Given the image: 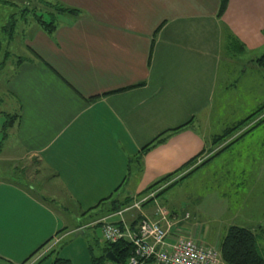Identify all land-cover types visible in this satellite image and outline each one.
<instances>
[{"label":"crops","instance_id":"crops-1","mask_svg":"<svg viewBox=\"0 0 264 264\" xmlns=\"http://www.w3.org/2000/svg\"><path fill=\"white\" fill-rule=\"evenodd\" d=\"M51 2L78 11L63 13V21L52 34L38 23L25 31L20 42L14 35L6 41L9 50L19 43L26 54L13 64L16 69L6 86L21 113L14 145L20 153L3 158L9 165L3 170L7 175L0 177V260L11 264L21 263L55 236L62 224L66 233L85 229L90 223L84 220L93 212L87 210L118 186L119 193L133 194L135 203L138 194L155 180L212 148V138L217 135L212 113L222 64L227 63L228 80L237 61L223 55L218 17L221 0ZM222 20L246 45L245 53L259 57L264 52V0H230ZM7 23L4 16L0 30ZM3 118L0 115V124ZM191 119V127L136 161L154 138ZM250 143L258 151L249 145L247 151L235 153L227 161L228 176L237 172L248 177L244 183L248 188H243L237 176L230 180L228 191L236 195L235 204L224 206L233 214L218 230H208L201 223L202 211L157 203V197L108 219L129 225L139 215L161 219L157 213L161 205L168 221L175 222L169 233L171 242L182 236L220 249L228 228L239 225L257 233L264 254V134ZM21 160L50 172L46 181L38 174L32 181L24 175L23 182L14 177L16 165L22 169L19 173L28 170L27 163L20 167ZM240 160L244 161L242 168L235 164ZM41 187L51 191L60 204L41 195L37 191ZM246 194L248 205L244 204ZM246 209L251 211L243 217ZM19 223L24 231L34 229L35 224L44 227L30 239H17L12 236H19L13 232ZM41 264H52V260ZM220 264L225 263L222 260Z\"/></svg>","mask_w":264,"mask_h":264},{"label":"rangeland","instance_id":"rangeland-1","mask_svg":"<svg viewBox=\"0 0 264 264\" xmlns=\"http://www.w3.org/2000/svg\"><path fill=\"white\" fill-rule=\"evenodd\" d=\"M51 1V0H50ZM41 0H10L9 3L4 1L0 2V20L5 16V20L8 21L6 28L0 30V115H3V121L0 124V177H4L7 174H4L3 170L9 165V161L3 158H14L19 155L20 150L14 147L16 141V125L17 118L13 122L9 121V116L19 113L15 109V103L13 98L10 97L6 86L10 78L15 72V66L13 64L18 62L21 55H26L25 51L19 47V43L10 47L7 45V40L11 35H14L17 42L23 40L25 31H30L32 27L38 25L36 20L35 12L40 10L43 6ZM27 8L35 10L30 11L28 14L23 16L21 15L23 10ZM40 8V9H37ZM22 11V12H21ZM48 12V11H47ZM40 12H38L39 14ZM49 13V12H48ZM65 14H59L57 11H54L51 15L50 13L44 14V19L47 21H53L55 24H60L64 19ZM10 24V25H9ZM17 24V25H16ZM264 52L261 53V55ZM256 53H241L236 56V63L233 65L229 71L230 78L226 79V70L227 63L223 61L221 68V80L219 82V87L217 91V100L215 104V109L212 113V119L215 125L217 134L223 132V130L229 126L233 125L240 120L248 117L253 112L257 111L262 104H264V69L259 67L253 60L258 56ZM223 55L226 56L227 53L223 52ZM252 58L253 60L250 61ZM228 85V86H227ZM12 120V118H11ZM262 125V124H261ZM259 125L252 133H250L244 140H241L239 143L234 144L232 147L227 149L225 152L217 156L209 164L202 167L199 171L191 175L190 177L185 178L178 185L166 191L165 193L157 196V203H167L173 206H177L183 210H189L190 212L202 211L200 216L201 223L207 225L208 230L214 228L218 230L219 226L223 224L225 220L230 218L233 214L231 209H227L224 205L233 206L235 204V194L230 193L228 190L230 188V180H235L233 176H237L242 180V186L246 190L248 188L245 186V176H240L237 172H232L231 177L227 174L228 168V159L229 156L234 155L238 152L247 151V148H250L254 151V146L250 143L252 140H259L260 137L264 134V127L260 128ZM201 131H203L200 128ZM22 165L27 163L28 170L26 173H19L20 168H16L19 164L17 161L14 166V171L12 172L14 177H17L20 181L23 182V175L28 177L29 181H32V178L38 174L41 180H45L50 172L41 170L39 165L32 166L30 165V160H21ZM201 161V159H200ZM244 161H236V165L242 168ZM32 166V167H31ZM22 170V169H21ZM20 170V171H21ZM42 171V172H41ZM44 171V172H43ZM238 178V179H239ZM264 181V178H263ZM236 187L238 182L235 181ZM29 184V182H28ZM35 188V186L33 187ZM45 187H41V190H37L41 195L47 197L49 200H53L52 203L56 205L60 204L59 200L55 201V196L51 191L44 190ZM42 189L44 191H42ZM36 192V189L34 190ZM36 194V193H34ZM133 195V194H129ZM156 193L154 194V196ZM255 197V196H254ZM245 202L248 203L247 194L244 197ZM152 202V201H151ZM63 205L68 206V203ZM248 205V204H245ZM142 204H140V208ZM72 209V208H71ZM129 209V208H128ZM259 210H255V213H259ZM251 209H246L243 211V217L247 216ZM261 211V210H260ZM264 210L261 212L263 213ZM94 212V211H93ZM92 212V213H93ZM93 215V214H91ZM161 215V213H160ZM163 217V216H162ZM161 217V218H162ZM95 216H90L84 222L91 223ZM109 220V219H108ZM161 220V223L164 228H172L174 223L168 221L169 218L166 214V219H156ZM112 221V220H109ZM163 221V222H162ZM65 224L61 225V228ZM82 230H75L73 232L64 234L55 235L54 239L48 244V247L51 244H55L54 252L59 257L71 258L73 264H92L91 256L92 254L100 257L104 253L103 247L105 239L102 235L101 225L99 226H90ZM44 227L41 224H35V228L24 231V226L19 223L14 229L13 232H16L19 236H12L15 238L30 239V236L36 231ZM74 227V226H69ZM72 228H69L71 230ZM170 233V232H169ZM226 233V232H225ZM58 237V238H57ZM182 237V236H180ZM189 239V238H188ZM47 247V248H48ZM91 247L93 251L91 252ZM217 249V248H216ZM220 253V249H217ZM42 251L38 253L40 255ZM106 264H116L114 260L107 256ZM36 258V257H35ZM52 256L46 258V260ZM220 264L222 262V257L220 253ZM0 264H11L8 261L0 260Z\"/></svg>","mask_w":264,"mask_h":264},{"label":"trees","instance_id":"trees-1","mask_svg":"<svg viewBox=\"0 0 264 264\" xmlns=\"http://www.w3.org/2000/svg\"><path fill=\"white\" fill-rule=\"evenodd\" d=\"M230 0H221L220 9L218 12V17L221 19V26L223 32V52L227 53L229 57L235 58L238 54L247 51L246 45L234 34L231 28L222 20L223 15L227 9ZM43 4L42 8H38L40 13L38 14L37 11L27 8L24 13H29L30 11L37 12L35 14L36 20L42 26V28L48 33L52 34L57 24H55L52 20L47 21L44 19V14H53L54 11H57L59 14L67 13L72 14L76 13L78 10L75 8L66 7L59 3H53L50 0H41ZM49 13H48V12ZM161 27V26H160ZM157 29V33L160 29ZM35 52V51H34ZM38 55V54H37ZM39 56V55H38ZM22 58L20 57L18 61ZM251 59L250 61H252ZM259 67L264 69V53L253 60ZM21 117V113H15L14 115L9 116L8 122H13L15 118L17 120ZM12 118V120H11ZM193 123V119L189 120L187 123L183 124L180 127L167 130L156 138H154L150 143L145 145L141 152L138 154V157L135 158L136 161L141 160L144 155L150 151L151 149L157 147L168 141V139L176 134L177 132L181 131L182 129L191 127ZM264 124V104L259 107V109L253 112L248 117L240 120L239 122L227 126L222 133L215 135L212 138V148H209L206 152L203 151L202 153L198 154L197 156L190 159L186 164H184L181 168L177 169L174 172L166 174L155 180L151 183L147 188L138 194L139 199L141 200L148 197L147 200L142 202V205H146L147 203L153 201L157 196L166 191L170 190L171 188L178 185L181 181L185 178L190 177L197 171H199L202 167L209 164L214 158L225 152L227 149L232 147L234 144L239 143L241 140H244L250 133H252L259 125ZM206 153V154H205ZM201 159V161H200ZM120 186H118L115 192L109 194L105 198L101 199L98 204L87 210V212L95 211L92 213L95 218L91 223L90 226H100L102 225L101 219L114 216L118 214L120 211H124L125 209L130 208L134 201L135 197L126 193H119ZM156 195L154 196V194ZM153 194V195H151ZM142 197V198H140ZM103 205V207H101ZM104 205L108 207L104 208ZM99 208V209H98ZM162 209V206H158V209ZM165 211V209H163ZM166 212V211H165ZM157 213L160 215V212L157 210ZM167 214V213H166ZM91 215V216H93ZM145 218V217H144ZM140 219H143L141 215L132 223V227H136ZM121 223V222H120ZM136 225V226H135ZM89 227V226H87ZM66 228L60 229L56 235L61 234L64 232ZM54 239V236H51L47 239L44 243H42L37 249H35L27 258H25L19 264H41L43 261L46 260L47 257L52 256V264H73L69 258L59 257L54 252L55 244H51L48 247V244ZM48 247V248H47ZM216 249V248H215ZM104 253H108L111 251L118 261H115L116 264H129L130 257L134 254V246L130 243L129 240L123 238L116 242H104L103 247ZM42 251L41 257H38V253ZM93 251L91 247V252ZM45 252H48L45 254ZM220 253L222 260L225 264H264V254L260 250L258 246V239L257 233L251 230L248 227L233 225L228 228L224 236L221 240L220 245ZM105 254L102 256L97 257L92 254L91 261L92 264H106L107 257ZM35 257H38L37 260L34 262L33 260ZM150 263V262H149Z\"/></svg>","mask_w":264,"mask_h":264},{"label":"built area","instance_id":"built-area-1","mask_svg":"<svg viewBox=\"0 0 264 264\" xmlns=\"http://www.w3.org/2000/svg\"><path fill=\"white\" fill-rule=\"evenodd\" d=\"M148 197L138 200L133 207H139ZM158 211L163 216L161 219H166V212L161 208ZM101 223L105 241L116 242L125 238L132 243L134 254L129 264H218L220 260L217 249L193 239L180 237L169 241L171 228H164L161 220L143 218L134 228L124 220L114 222L109 221L108 217L101 219Z\"/></svg>","mask_w":264,"mask_h":264},{"label":"water","instance_id":"water-1","mask_svg":"<svg viewBox=\"0 0 264 264\" xmlns=\"http://www.w3.org/2000/svg\"><path fill=\"white\" fill-rule=\"evenodd\" d=\"M107 256H108L109 258H111L112 260H114V261H118V259L115 257V255H114L111 251H109V252L107 253Z\"/></svg>","mask_w":264,"mask_h":264}]
</instances>
